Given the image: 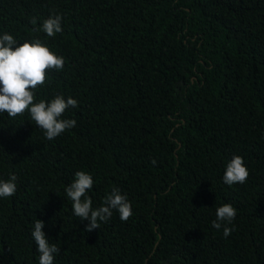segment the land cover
<instances>
[{"label":"trees","instance_id":"1","mask_svg":"<svg viewBox=\"0 0 264 264\" xmlns=\"http://www.w3.org/2000/svg\"><path fill=\"white\" fill-rule=\"evenodd\" d=\"M57 14L62 32L33 30ZM5 32L64 58L34 103L78 105L51 141L27 112L0 113V180L17 177L0 197V264H39L37 219L53 264H264V0H0ZM234 155L249 175L229 186ZM76 171L93 208L115 186L132 216L86 231L65 193ZM225 203L236 218L216 229Z\"/></svg>","mask_w":264,"mask_h":264},{"label":"clouds","instance_id":"2","mask_svg":"<svg viewBox=\"0 0 264 264\" xmlns=\"http://www.w3.org/2000/svg\"><path fill=\"white\" fill-rule=\"evenodd\" d=\"M62 17L49 16L40 27H35V32L43 31L48 37H54L62 32ZM36 24L35 18L30 21ZM64 58L54 54L39 39L24 41L17 44L14 37L7 32L0 36V113H7L11 118L27 112L31 121L44 131L45 138L49 141L61 135L68 129L75 127L74 119H61L68 108H76L77 100L69 97L65 100L61 95H56L48 102L40 100L34 103V90L45 83L46 72L61 70ZM74 180L65 187L67 198L71 200L73 215L80 220H87L85 230L91 232L100 228V223H107L113 210L119 213L121 221H127L132 216L131 204L126 195L113 186L106 193L103 203L96 208L87 192L93 186L92 176L85 171H76ZM249 172L240 156H233L226 164L223 182L229 186L243 184ZM15 174L8 180H0V197L7 198L15 195ZM237 210L228 203L216 208V219L211 222L212 227L220 229L222 224L228 225L235 220ZM44 222L36 220L31 236L39 252V264H53L54 254L59 252L55 244H50L42 231ZM230 227H223L225 237L231 234Z\"/></svg>","mask_w":264,"mask_h":264}]
</instances>
